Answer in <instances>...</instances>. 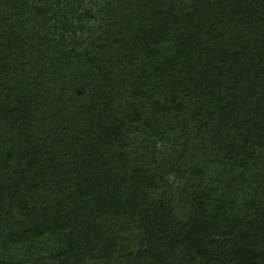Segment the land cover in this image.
Returning a JSON list of instances; mask_svg holds the SVG:
<instances>
[{"label":"trees","instance_id":"16d2710c","mask_svg":"<svg viewBox=\"0 0 264 264\" xmlns=\"http://www.w3.org/2000/svg\"><path fill=\"white\" fill-rule=\"evenodd\" d=\"M0 264H264V0H0Z\"/></svg>","mask_w":264,"mask_h":264}]
</instances>
